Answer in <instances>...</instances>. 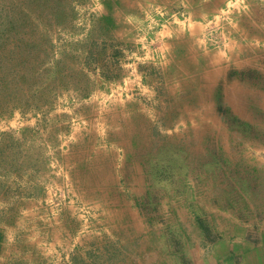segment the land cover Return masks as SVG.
<instances>
[{"label": "rangeland", "instance_id": "obj_1", "mask_svg": "<svg viewBox=\"0 0 264 264\" xmlns=\"http://www.w3.org/2000/svg\"><path fill=\"white\" fill-rule=\"evenodd\" d=\"M242 234L264 0H0V264H198Z\"/></svg>", "mask_w": 264, "mask_h": 264}, {"label": "crops", "instance_id": "obj_2", "mask_svg": "<svg viewBox=\"0 0 264 264\" xmlns=\"http://www.w3.org/2000/svg\"><path fill=\"white\" fill-rule=\"evenodd\" d=\"M242 235L216 243L198 264H264V235L258 242L248 239L247 234Z\"/></svg>", "mask_w": 264, "mask_h": 264}, {"label": "bare ground", "instance_id": "obj_3", "mask_svg": "<svg viewBox=\"0 0 264 264\" xmlns=\"http://www.w3.org/2000/svg\"><path fill=\"white\" fill-rule=\"evenodd\" d=\"M191 65V64H190ZM220 73H222L221 71H220ZM220 75V74H219Z\"/></svg>", "mask_w": 264, "mask_h": 264}]
</instances>
